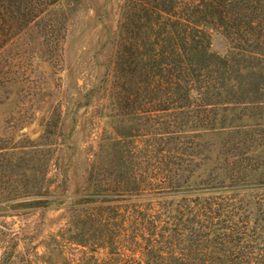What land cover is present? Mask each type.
<instances>
[{"label": "trees", "instance_id": "16d2710c", "mask_svg": "<svg viewBox=\"0 0 264 264\" xmlns=\"http://www.w3.org/2000/svg\"><path fill=\"white\" fill-rule=\"evenodd\" d=\"M129 1L114 64L132 77L131 116L160 115V131L139 156L125 151L117 165L89 168V197L70 207L79 208L78 227L53 238L50 264H264V180L250 200L215 193L200 179L184 183L198 174V152L183 176V148L167 145L177 122V132L187 119L190 130L210 131L217 107L264 103V0ZM52 2L0 0V48L29 25L48 31ZM214 32L225 40L223 54L210 50ZM2 68L0 85L11 83ZM129 156L146 164H128Z\"/></svg>", "mask_w": 264, "mask_h": 264}, {"label": "rangeland", "instance_id": "374dc122", "mask_svg": "<svg viewBox=\"0 0 264 264\" xmlns=\"http://www.w3.org/2000/svg\"><path fill=\"white\" fill-rule=\"evenodd\" d=\"M51 1L48 31L29 25L0 48V67L13 79L0 85V264H50L53 238L78 227L79 208L70 207L89 197V168L117 165L125 151L139 156L163 121L131 116L132 77L114 64L128 0ZM209 47L223 54L222 35L214 32ZM142 94L139 87L138 107ZM213 114L210 131L190 130L187 119L177 132V122L167 145L183 148V176L198 152V174L189 172L184 183L200 179L215 193L250 200L254 182L264 180V103L217 107ZM129 162L146 164L143 157Z\"/></svg>", "mask_w": 264, "mask_h": 264}]
</instances>
